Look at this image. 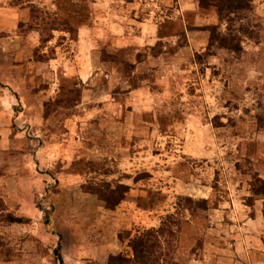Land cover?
I'll return each instance as SVG.
<instances>
[{
  "label": "rangeland",
  "instance_id": "rangeland-1",
  "mask_svg": "<svg viewBox=\"0 0 264 264\" xmlns=\"http://www.w3.org/2000/svg\"><path fill=\"white\" fill-rule=\"evenodd\" d=\"M214 2L0 0V264L131 258L168 216L165 264H264V0Z\"/></svg>",
  "mask_w": 264,
  "mask_h": 264
},
{
  "label": "trees",
  "instance_id": "trees-1",
  "mask_svg": "<svg viewBox=\"0 0 264 264\" xmlns=\"http://www.w3.org/2000/svg\"><path fill=\"white\" fill-rule=\"evenodd\" d=\"M251 0H215V6L222 15L233 14L237 16L238 11L246 8H250ZM37 8L33 7L31 10L32 16L34 12L37 13ZM38 16V15H36ZM39 24V23H36ZM212 38L214 37V31L212 30ZM211 38V37H210ZM220 46H227V43L222 38L216 39ZM212 44V41L210 40ZM122 195V193H121ZM121 198L116 201H110L108 198H104L108 207H114L120 202ZM171 216L162 221L158 228H148L141 231L138 235H135L129 240V246L132 249V257L126 258L122 254L116 256H110L108 264H165L168 253L165 252L168 241L164 239V233H174L172 229V223L169 221ZM13 221H19L20 219L13 218ZM164 246V247H163Z\"/></svg>",
  "mask_w": 264,
  "mask_h": 264
}]
</instances>
